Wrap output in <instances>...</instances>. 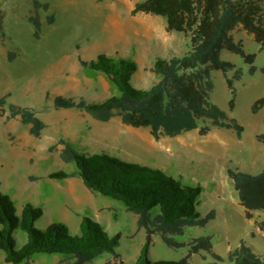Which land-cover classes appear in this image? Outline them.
Instances as JSON below:
<instances>
[{
	"label": "rangeland",
	"instance_id": "rangeland-1",
	"mask_svg": "<svg viewBox=\"0 0 264 264\" xmlns=\"http://www.w3.org/2000/svg\"><path fill=\"white\" fill-rule=\"evenodd\" d=\"M38 1L47 3L49 8L36 12L40 30L35 38L34 28L27 21L29 15H34L31 0H0L3 34H0V97L9 94L4 116L8 113L7 105L14 104L30 108L45 124L41 137L35 139L29 135L28 126L17 118L0 117V192L13 201L17 215L29 203L42 210V216L34 222L37 229L62 223L72 235L79 233L81 219L87 217L108 235L119 233L115 252L123 263L136 264L145 232L137 228L135 215L127 212L120 202L89 192L77 175L48 178L50 173L76 171L73 163L60 160L61 145L55 151L47 150L58 140H64L78 152L105 153L159 169L182 185L201 187L196 209L201 217L213 210L214 219L203 227H188L174 239L188 243L194 238L209 237L212 251L222 261L200 252L191 255L186 264H232L227 260L228 252L241 242L260 251L264 247V231L254 226V219H261L262 215L254 213L252 220L245 219L226 169L251 175L264 170V142L256 140L257 135L264 134V105L255 114L250 111L257 99L264 98V74L260 71L264 68V49L259 50V45L240 28L231 32L246 53L255 55L256 67L250 74L249 65L239 56L221 51L220 58L241 72L240 78L232 83L231 111L224 75L220 71L211 72L210 101L242 126L240 137L232 129L211 127L204 136L193 130L155 141L147 128L125 126L118 117L98 122L75 109L56 110L52 99L61 95L97 102L117 94L102 73L83 69L78 63V57L89 61L99 53L134 61L137 70L130 84L136 89H148L158 80L149 71L154 60L182 56L189 50V39L176 32L165 35L161 17L142 13L131 16L134 3L142 0ZM50 16L52 23L47 24ZM233 75L234 70L225 73L227 78ZM155 213L157 209L152 211ZM13 235L15 248L19 249L26 242V234L18 229ZM187 251V247H167L155 233L148 257L152 262H177ZM3 258L0 251V264H6ZM64 260L65 256L60 254H35L31 264H67ZM114 262L111 254L104 253L89 264Z\"/></svg>",
	"mask_w": 264,
	"mask_h": 264
},
{
	"label": "trees",
	"instance_id": "trees-1",
	"mask_svg": "<svg viewBox=\"0 0 264 264\" xmlns=\"http://www.w3.org/2000/svg\"><path fill=\"white\" fill-rule=\"evenodd\" d=\"M31 6L34 15H29L27 21L34 28V37L38 38L40 21L36 12L47 11L49 5L31 0ZM137 13L163 18L166 32L181 33L189 39V50L182 56L156 58L149 71L158 76V80L145 90L131 86L130 79L137 65L129 58L109 57L105 53H99L89 61L78 57L83 69L102 73L116 88L117 94L97 102L57 95L52 99L53 108L75 109L98 122L118 117L125 126L147 128L155 141L193 130L204 136L211 127L232 129L240 137L242 126L210 101L211 72L220 71L224 75L231 96L228 101L231 111L234 107L232 83L240 78L241 72L230 62L223 61L220 53L227 51L237 55L249 65L250 74L256 71L253 66L255 55L246 53L231 32L240 28L259 45V50L264 49V0H142L135 2L130 11L131 16ZM52 20V16L48 17L47 24ZM0 34L3 35L1 19ZM11 60L9 56L8 61ZM230 70H234V75L227 78L225 73ZM260 71L264 74V68ZM8 96L0 97V117L5 120L17 118L22 125L28 126L31 137L40 138L45 124L30 108L8 104V113L4 116ZM263 105L264 98L257 99L250 108L251 113H257ZM262 121L264 123V116ZM256 140L264 142V134L257 135ZM57 145L62 147L60 160L73 163L76 171L50 173L48 178L66 179L77 175L89 192L120 202L127 212L136 216L137 228L145 232L136 264H186L191 255L200 252L211 255L215 261H222L212 251L209 237L194 238L188 243L174 239L182 236L186 228L203 227L214 219L213 210L201 217L196 209L201 193L199 185H182L159 169L126 162L105 153L78 152L64 140L49 146L48 152L55 151ZM226 174L233 183L245 219L252 220L255 212L261 214V219H254V226L264 231V170L251 175L227 168ZM154 209L157 213L153 215ZM41 216L42 210L29 203L18 216L13 201L0 192V251L6 264H31L35 254H60L65 256L67 264H89L104 253L113 256L114 264H125L115 252L119 233L110 236L87 217L81 219L79 233L75 235L70 234L62 223H52L39 230L34 222ZM18 229L26 234V242L16 249L13 233ZM155 233L169 248L187 247L186 256L177 262L150 261L148 252ZM227 260L232 264H264V256L244 242L228 252Z\"/></svg>",
	"mask_w": 264,
	"mask_h": 264
},
{
	"label": "crops",
	"instance_id": "crops-1",
	"mask_svg": "<svg viewBox=\"0 0 264 264\" xmlns=\"http://www.w3.org/2000/svg\"><path fill=\"white\" fill-rule=\"evenodd\" d=\"M133 8V7H132ZM132 8H131V10H132ZM130 10V11H131ZM142 14H144V13H142ZM136 15V14H135ZM145 15H148V14H145ZM152 16V15H151ZM143 21V20H142ZM152 21V20H151ZM142 24V23H141ZM164 24H165V22H164ZM167 33L168 32H166V33H164L165 35H167ZM161 58V57H160ZM164 59V58H163ZM151 68V67H150ZM75 98H78V97H75ZM78 183V182H77ZM256 213V212H255ZM254 249V248H253ZM254 250H256V249H254ZM256 251H258V252H260L263 256H264V247L262 248V249H260V251L259 250H256Z\"/></svg>",
	"mask_w": 264,
	"mask_h": 264
}]
</instances>
